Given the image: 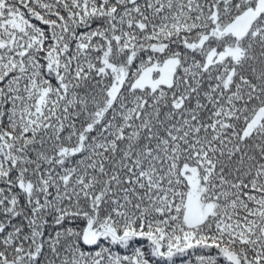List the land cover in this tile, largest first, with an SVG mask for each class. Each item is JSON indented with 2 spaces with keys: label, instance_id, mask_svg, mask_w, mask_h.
I'll return each instance as SVG.
<instances>
[{
  "label": "snow or ice",
  "instance_id": "6c2138e0",
  "mask_svg": "<svg viewBox=\"0 0 264 264\" xmlns=\"http://www.w3.org/2000/svg\"><path fill=\"white\" fill-rule=\"evenodd\" d=\"M0 264H264V0H0Z\"/></svg>",
  "mask_w": 264,
  "mask_h": 264
}]
</instances>
